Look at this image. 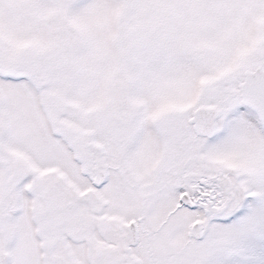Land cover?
<instances>
[{
  "label": "snow or ice",
  "instance_id": "6c2138e0",
  "mask_svg": "<svg viewBox=\"0 0 264 264\" xmlns=\"http://www.w3.org/2000/svg\"><path fill=\"white\" fill-rule=\"evenodd\" d=\"M0 264H264V0H0Z\"/></svg>",
  "mask_w": 264,
  "mask_h": 264
}]
</instances>
